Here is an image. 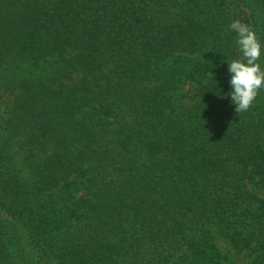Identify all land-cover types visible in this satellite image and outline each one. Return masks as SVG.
<instances>
[{
	"label": "trees",
	"instance_id": "1",
	"mask_svg": "<svg viewBox=\"0 0 264 264\" xmlns=\"http://www.w3.org/2000/svg\"><path fill=\"white\" fill-rule=\"evenodd\" d=\"M236 20L264 69V0H0V264H264Z\"/></svg>",
	"mask_w": 264,
	"mask_h": 264
},
{
	"label": "clouds",
	"instance_id": "2",
	"mask_svg": "<svg viewBox=\"0 0 264 264\" xmlns=\"http://www.w3.org/2000/svg\"><path fill=\"white\" fill-rule=\"evenodd\" d=\"M229 28L236 34L235 44L241 58L226 62L230 88L228 96L236 112H245L252 105L258 91L264 88V69L257 63L261 56V44L247 24L236 20Z\"/></svg>",
	"mask_w": 264,
	"mask_h": 264
},
{
	"label": "rangeland",
	"instance_id": "3",
	"mask_svg": "<svg viewBox=\"0 0 264 264\" xmlns=\"http://www.w3.org/2000/svg\"><path fill=\"white\" fill-rule=\"evenodd\" d=\"M10 103H11V100L9 99V97L3 96L1 98L0 118L5 117V110L8 108ZM250 188L253 190V192L257 194L258 197L264 198V186L263 187H250ZM218 243L225 252H228L230 250L228 244L224 243L222 240H220ZM232 259H234L239 264H249L248 260L243 255H239L238 257L232 256Z\"/></svg>",
	"mask_w": 264,
	"mask_h": 264
}]
</instances>
